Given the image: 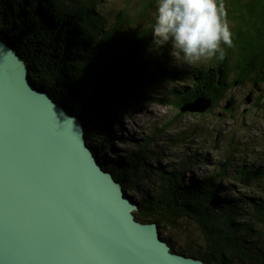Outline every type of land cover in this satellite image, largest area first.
Returning <instances> with one entry per match:
<instances>
[{
  "label": "trees",
  "instance_id": "trees-1",
  "mask_svg": "<svg viewBox=\"0 0 264 264\" xmlns=\"http://www.w3.org/2000/svg\"><path fill=\"white\" fill-rule=\"evenodd\" d=\"M87 1L89 3L84 5L79 0H0V36L12 44L26 62L31 80L37 87L43 86L58 105L83 117L90 127L86 130L88 141L94 137L97 148H101L108 145L106 140H111L110 132L119 123L112 119L114 109L110 111L109 106L137 100L134 97L136 87L148 89L156 83H164L163 75L153 73L152 79L143 81L144 70L138 60L148 50L163 54L170 47L157 49L152 45L155 0H140L138 17L141 26L117 51L109 47L120 26L126 24V15L117 24H109L108 16L112 12L106 17L104 0ZM96 6L104 14H95ZM224 6L233 40L231 48L221 45L224 58L213 57L206 60V64L200 61L193 64L190 71L166 69L169 71L165 76L171 80L179 74L180 80L189 78L192 85L152 101L168 102L180 111L182 105L204 98L210 100L212 107L234 86L244 83L256 87L264 85V0H224ZM121 69L133 70V75L128 76L123 71L117 75ZM181 72L185 74L180 75ZM85 75L90 79L86 80ZM108 77L116 81L115 85ZM114 86L117 94L109 91ZM76 91L80 93V99ZM261 92L264 94V88ZM147 101L151 99L148 97ZM181 113L186 112L178 115ZM170 123L171 119L167 125ZM186 132V136L191 133ZM116 138L119 144L131 140L121 136ZM150 140L142 138L138 150L125 153L121 159L117 157L108 166L127 192L137 196L136 218L157 222L162 236L168 241H175L176 236L171 232L175 233L180 219L196 222L206 236L205 243L200 247L175 243L174 248L183 255L212 264H264V193L240 195L238 199L220 197V193L223 196V193L237 189L225 179L230 182L231 178L237 183L241 180L262 182V168L248 167L247 172L227 174L229 164L219 161L214 162L218 171L205 177L184 174L186 181H183V171L186 168L196 171L195 166H189L186 158L187 164H181L178 170L168 171V165L161 167L164 149L153 146ZM145 156L155 163L153 169L145 163ZM234 176L239 180L235 181ZM221 182L226 184L222 186Z\"/></svg>",
  "mask_w": 264,
  "mask_h": 264
},
{
  "label": "water",
  "instance_id": "water-1",
  "mask_svg": "<svg viewBox=\"0 0 264 264\" xmlns=\"http://www.w3.org/2000/svg\"><path fill=\"white\" fill-rule=\"evenodd\" d=\"M67 109L0 36V264H206L172 253L155 224L134 220L136 203L97 164Z\"/></svg>",
  "mask_w": 264,
  "mask_h": 264
},
{
  "label": "rangeland",
  "instance_id": "rangeland-1",
  "mask_svg": "<svg viewBox=\"0 0 264 264\" xmlns=\"http://www.w3.org/2000/svg\"><path fill=\"white\" fill-rule=\"evenodd\" d=\"M79 1L84 5L89 3L87 0ZM139 2L140 0H104L103 5L106 7L104 10L106 17L112 12V15L108 16L111 19L109 20V24H117V21L126 15V20L124 21L126 24L120 26L109 49L114 51L122 49L132 38L135 30L141 26L138 17V10L141 9ZM100 10L96 6L93 11L100 16L102 13L104 14ZM138 61L142 65L141 69L144 70L143 81H146L149 77V79H152L153 75L151 74L153 73L157 76L163 75L164 83H156L157 88L154 85L148 89L145 87L138 89L139 87H136L134 97H137V100L133 99L123 104L120 103L117 106H109L110 111L114 109L112 119L119 122L115 130H111L112 133L116 134L117 137L131 138V140L124 142V144L116 143L114 144V149L111 150L107 147L112 141L109 139L108 145L104 146L106 147L105 150L100 152L103 163L108 166L117 157L121 159L125 153L130 154V152L138 150L141 147V143L138 142L142 138H149L151 139L150 144L164 149L160 162L161 167L168 165V171L180 169L182 167L181 164H184L187 158L188 165L191 166L193 164L196 170L186 168L183 171V175L186 174L189 177L192 175L195 177H205L211 172L218 171V166L214 162L219 161L229 164L227 174H234L237 171L247 172L248 167H253V169L262 168L264 172V94L261 92L264 85L256 87L250 83H244L241 86H234L226 91L221 100L212 105V107H210L211 103L208 106L210 108L202 112V114L188 111L178 115L180 111L171 106L170 103L166 102V104H163L152 100L162 99L173 91L178 92L180 89L183 90L188 86L191 87V79L183 78L180 80L178 74L172 78L173 82H170L172 80L168 76H165V72H168L169 70L167 71L166 69H171V67L190 71L189 68L193 69V64H176L170 56V49L163 54L148 50L143 55V58H140ZM201 62H204L202 64H206V60H202ZM120 71L122 72L123 70H118L116 74L118 75ZM123 72H126L125 74L130 76L133 75L134 71L128 70V72ZM184 74L185 72L180 73V75ZM113 76L116 79L117 76ZM88 77L90 79V76H84L86 80ZM108 79L111 80L110 77ZM111 81L114 82L112 85H115L116 81ZM167 82L169 83L165 84ZM116 86L110 87L109 91L117 94L118 90ZM76 95L78 99L81 98L79 92ZM250 95L251 99H249ZM139 96H141V99H139ZM148 97L151 101H147ZM228 100L230 104L225 109ZM169 119H171V123L168 126L167 122ZM94 123L92 122V125ZM111 123L113 124L114 122ZM185 131L191 132L187 135L188 137L185 135ZM112 133L110 132V138H116L115 136H111ZM145 159V163L153 169L155 163L149 161L147 156H145ZM236 166L237 168L235 169ZM153 174L151 171L150 175L155 180ZM234 179L237 181L239 177L234 176ZM183 181H186L185 175L183 176ZM225 181L226 183H231V187L237 188L233 192L230 190V193H223V196L220 193V197L226 199L228 197L238 199L240 195L249 196L250 194L264 193V180L262 182L241 180L240 183H237L230 178V182H227V179ZM192 182H189V184ZM220 184L222 186L225 185L223 182ZM131 195L137 199L136 195ZM178 225L179 227L176 228L175 233L171 232L176 236L175 241L177 245L189 244L193 246L195 244L193 247H200L201 243H205L206 236L196 222L183 219L179 221Z\"/></svg>",
  "mask_w": 264,
  "mask_h": 264
},
{
  "label": "clouds",
  "instance_id": "clouds-1",
  "mask_svg": "<svg viewBox=\"0 0 264 264\" xmlns=\"http://www.w3.org/2000/svg\"><path fill=\"white\" fill-rule=\"evenodd\" d=\"M152 45L170 47L176 64L222 60L233 46L224 0H155Z\"/></svg>",
  "mask_w": 264,
  "mask_h": 264
},
{
  "label": "bare ground",
  "instance_id": "bare-ground-1",
  "mask_svg": "<svg viewBox=\"0 0 264 264\" xmlns=\"http://www.w3.org/2000/svg\"><path fill=\"white\" fill-rule=\"evenodd\" d=\"M22 59V58H21ZM28 66V65H27ZM237 77V76H236ZM199 99H202L203 101H205V103L207 104L208 103V106L210 105V100H206V99H204V98H199ZM250 99V98H249ZM194 102V101H193ZM189 103H192V102H189ZM187 106H192V105H190V104H184V105H182V107H180V112H188V111H190V109H187ZM71 112V114H73V116H75V117H77V118H80V120H81V124H82V133H81V135H82V139L84 138V142H85V147H87L89 150H90V153L92 154V156L97 160V164H99L100 165V167L103 169V171H104V173H110L111 175H112V179L114 180V182H117V183H119L120 185H121V187H120V191H121V193L122 194H124V195H127L126 197H127V199L129 200V201H131V202H134V203H136V205H137V210L134 212V213H132V214H134L133 215V218H134V220L135 221H139L137 218H136V214H138V203H137V199L136 198H134L130 193H128L127 192V190L125 189L126 187L124 186V185H122L120 182H119V180L117 179L116 180V178H115V175L109 170V168H108V166L105 164V163H103V160H102V158L100 157V152L101 151H104L105 150V148L104 147H102L101 146V148H97V144H96V140L94 139V137H91V140H89L88 141V139L89 138H87V132H86V130H88L90 127H89V125L87 124V122L83 119V117H81V116H79V115H77L76 113H74L73 111H70ZM204 112V111H203ZM196 113H202L201 111H199V112H196ZM84 125V126H83ZM116 137V136H115ZM114 139H116V140H114ZM111 143L109 144V146H108V149H111V147L112 146H114V144H116L118 141H117V138H111ZM106 142L108 143L109 142V140H106ZM112 145V146H111ZM101 149V150H100ZM105 157V156H104ZM180 220H183V219H180ZM179 220V221H180ZM179 221H178V223H179ZM140 222V224L141 223H145V225H147V226H151V224H155V226L157 227V230H158V237L160 238V240H163L169 247H170V251L172 252V253H174V254H178V255H181V256H186V255H183V254H181V252L179 251V250H176L175 248H174V244L176 243V241H174V240H171V241H168L166 238H164L163 236H162V234H161V230H160V227H159V225H158V223L157 222H151V221H149V222H147V221H139ZM186 257H190V258H192L193 260H196V261H201V262H203V263H206V264H212V263H208V262H205V261H203V260H201V259H196V258H194V257H191V256H186Z\"/></svg>",
  "mask_w": 264,
  "mask_h": 264
}]
</instances>
